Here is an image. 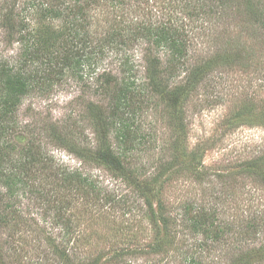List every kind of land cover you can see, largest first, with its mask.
Masks as SVG:
<instances>
[{
    "label": "rangeland",
    "instance_id": "rangeland-1",
    "mask_svg": "<svg viewBox=\"0 0 264 264\" xmlns=\"http://www.w3.org/2000/svg\"><path fill=\"white\" fill-rule=\"evenodd\" d=\"M178 2L129 0L120 8L128 18L158 23L168 17L163 11L178 13L173 6ZM123 12L110 0H98L89 15L94 28ZM238 20L222 18L211 28H196L188 37L187 54L190 62L199 63L213 58L223 46L220 41H226L227 49L241 50L245 65L234 63L226 73L222 66L212 73L213 81L183 104V133L158 96L149 106L141 104L134 130L141 144L134 143L131 164L121 173L86 158L85 144L95 142L86 104L102 99L94 94L93 75L84 72L83 81L64 78L50 92H32L22 100L19 144L25 146L29 138L33 159L43 152L48 169L42 173L35 162L22 169L28 187L10 199L14 213L0 224V264H189L191 257L200 264H221L229 256L215 259L219 249L210 239L207 247L200 245L204 237L190 228L189 205L213 215L211 229L234 225L222 236L220 248L241 236L254 245L264 239V183L253 172L261 164H248L264 156V31L231 28ZM0 48L9 54L15 45L1 40ZM44 124L56 125L61 141L49 138ZM189 161L193 165L188 169ZM61 164L95 180L98 193L83 198L57 192L54 177ZM145 178L152 189V211L135 186ZM250 219L263 223L257 234L247 232Z\"/></svg>",
    "mask_w": 264,
    "mask_h": 264
},
{
    "label": "trees",
    "instance_id": "trees-1",
    "mask_svg": "<svg viewBox=\"0 0 264 264\" xmlns=\"http://www.w3.org/2000/svg\"><path fill=\"white\" fill-rule=\"evenodd\" d=\"M110 1L123 12L120 6L129 0H118L116 4ZM97 3L98 0L0 2V41L6 46L15 45L9 54H4L0 48V190H3L0 193V224L6 222L9 213H14L13 207L8 205L10 199L28 187L22 169L29 170L33 162L42 173L48 169L42 162L43 152H38L33 159L29 138L25 146L19 144L24 127L19 119V107L29 94L48 93L53 85L67 77L83 81L84 72L93 75L97 81L94 94L102 99L86 104V118L95 140L93 146L85 144L86 158L121 173L131 164L135 142L141 144L134 131L137 128L135 115L141 111V104L149 106L158 96L171 113L172 122H176L183 133V104L196 91L205 88L208 81H213L212 73L222 66L225 68L221 73H226L234 63L245 65L241 50L227 49L226 41H220L223 46L213 58L190 62L188 37L196 28H211L209 26H216L222 18L232 17L239 20L234 21L231 28H238L240 32L244 29L264 31L263 0H179L173 6L179 7L181 16L163 11L168 17L154 23L150 19L128 18L123 12L117 20L106 25L96 23L93 28L89 13ZM53 21H59L58 28ZM110 55L111 61L104 62ZM42 130L49 131V138L61 141L62 133L57 132L56 125L44 124ZM197 153V148L192 150L194 156ZM193 159L196 158L192 157L191 162ZM191 162L187 164L188 169L193 165ZM257 163L261 167L253 172L264 183V156L248 162L254 167ZM58 168L54 177L56 191L77 193L83 198L98 193L95 180L89 176L62 164ZM257 169L260 172L256 173ZM135 186L152 211L149 199L152 189L148 179L136 181ZM57 200L62 206L61 200ZM187 212L193 213L190 228L204 237L200 245L207 247L206 241L210 239L219 249L215 259L229 256L221 264L264 263V239L254 245L242 242L241 236L231 241L233 245L220 248L222 236L232 232L234 225L223 223L211 229V213L192 205ZM262 224L250 219L245 227L247 232L257 234ZM200 263L193 257L189 260V264ZM214 263L220 264L219 261Z\"/></svg>",
    "mask_w": 264,
    "mask_h": 264
}]
</instances>
